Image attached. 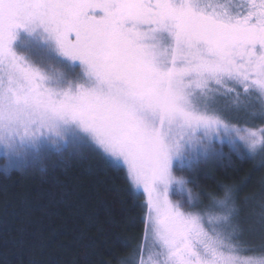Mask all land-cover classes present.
<instances>
[{
  "label": "snow or ice",
  "instance_id": "6c2138e0",
  "mask_svg": "<svg viewBox=\"0 0 264 264\" xmlns=\"http://www.w3.org/2000/svg\"><path fill=\"white\" fill-rule=\"evenodd\" d=\"M253 104L264 119V0H0L4 169L91 142L146 197L152 243L134 264H264V198L251 221L261 241L248 244L231 188L203 206L175 174L216 142L264 152V129L221 115Z\"/></svg>",
  "mask_w": 264,
  "mask_h": 264
},
{
  "label": "trees",
  "instance_id": "16d2710c",
  "mask_svg": "<svg viewBox=\"0 0 264 264\" xmlns=\"http://www.w3.org/2000/svg\"><path fill=\"white\" fill-rule=\"evenodd\" d=\"M5 163L0 157V264H134L146 206L122 166L87 142L21 168L5 170ZM263 173L254 155L228 144L185 176L202 205L209 204L206 194L231 188L239 208L253 211L259 200L245 207L244 198L264 189Z\"/></svg>",
  "mask_w": 264,
  "mask_h": 264
},
{
  "label": "rangeland",
  "instance_id": "374dc122",
  "mask_svg": "<svg viewBox=\"0 0 264 264\" xmlns=\"http://www.w3.org/2000/svg\"><path fill=\"white\" fill-rule=\"evenodd\" d=\"M31 56H32V58L35 61L43 64L45 67L50 68L52 71L65 72V73H67L69 75V77H74L80 71L79 66H78V63L72 69H69V68H67L65 66L64 63L59 62L58 60H53V59L45 58L43 56V54L41 52H39V51H33L31 53ZM220 103L222 105L224 102L221 101ZM258 107H259L258 104H253L247 110H242V111H237V110H234V109H232V110L223 109V111L221 112V115L224 117L225 120L229 121L230 123L238 124V125H240L242 127H250V128L257 129V130L264 129V120L260 123V119L261 118L259 117L258 113L255 114V115L253 114V109H258ZM251 123L252 124H255V125H252ZM249 124H251V126ZM87 143L91 144V142H87ZM225 145H228V144L227 143L221 144V143L216 142V143L213 144V147L216 150L217 149L218 150H222L223 148H225ZM92 146L95 147L94 145H92ZM241 149H243L245 152H247V150L244 149L243 145H241ZM2 151H3L2 148H0V157H2V163L4 164L6 162V160L4 159L3 156H1ZM252 155L255 156V158L257 159V163L264 170V166H262V165H264V152H258V153L252 154ZM107 158H109L111 161H113L111 157H107ZM211 158H212V156H210L207 159H203L202 158L200 160V163H203V164L204 163H209ZM113 162L116 163V164H118V165H120V166H122L118 162H115V161H113ZM188 172L189 171H186V170H185V173H184V171H176L175 174L177 176H184L185 178H187L185 176V174H188ZM263 175H264V173H263ZM187 187L190 189V186L189 185ZM133 189L138 194H140L143 197L144 201L146 200V197L143 194L142 190H137L134 187H133ZM253 192H254L253 194H247V196H245L244 203H243V205L245 207H247L250 204V199L251 198H253L254 200H256V202H257V200L260 201L261 198H264V189L263 188L260 191L259 190L258 191L257 190H254ZM192 193H193L194 198H197L199 200V197L196 196L195 192L192 191ZM171 199L173 201L183 202V197H181L180 195L173 194L171 196ZM203 206H207V205L203 204ZM237 206H238V203H237ZM185 209H187V205L186 204H185ZM252 212L253 211L252 210L250 211L248 209V207L247 208H244L242 210L240 209V214H239L238 219L241 221V226L245 230L242 233V235H241V240L242 241H250V242L251 241H258L260 243L261 237L259 235L256 236L255 235V232L252 230L253 229V225L251 223V221H252ZM151 243H152V241H151L150 238L147 241L146 240L144 241L145 255H147V251H148V248L151 245Z\"/></svg>",
  "mask_w": 264,
  "mask_h": 264
},
{
  "label": "flooded vegetation",
  "instance_id": "af4514ba",
  "mask_svg": "<svg viewBox=\"0 0 264 264\" xmlns=\"http://www.w3.org/2000/svg\"><path fill=\"white\" fill-rule=\"evenodd\" d=\"M264 119H260V121L262 122Z\"/></svg>",
  "mask_w": 264,
  "mask_h": 264
}]
</instances>
